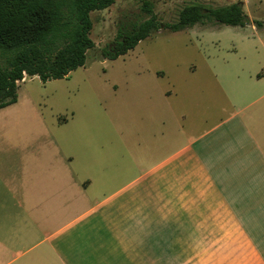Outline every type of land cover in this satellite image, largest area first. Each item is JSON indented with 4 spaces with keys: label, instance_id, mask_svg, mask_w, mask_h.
Wrapping results in <instances>:
<instances>
[{
    "label": "crops",
    "instance_id": "obj_1",
    "mask_svg": "<svg viewBox=\"0 0 264 264\" xmlns=\"http://www.w3.org/2000/svg\"><path fill=\"white\" fill-rule=\"evenodd\" d=\"M126 71L119 154L86 110L0 123V264H264V62Z\"/></svg>",
    "mask_w": 264,
    "mask_h": 264
},
{
    "label": "rangeland",
    "instance_id": "obj_2",
    "mask_svg": "<svg viewBox=\"0 0 264 264\" xmlns=\"http://www.w3.org/2000/svg\"><path fill=\"white\" fill-rule=\"evenodd\" d=\"M143 1L115 0L106 9L93 11L90 38L94 46L87 50L85 64L65 77L47 81L25 75L19 82L17 101L0 109V123L15 118L32 129L45 121L57 130L60 116L74 113L77 117L86 110L95 118L97 152L104 148L103 152L110 149L116 153L122 150L121 130L111 125L106 108L120 106L127 66L135 70L149 65L163 72L160 85L169 90L174 80L194 79L212 68L241 71L243 78L259 60L264 62V0H148L161 22L174 21L184 5L209 8L234 2L241 3L248 21L236 26L205 22L179 32L161 29L114 60L101 58L100 51L114 40L119 22L146 17L141 10Z\"/></svg>",
    "mask_w": 264,
    "mask_h": 264
},
{
    "label": "trees",
    "instance_id": "obj_3",
    "mask_svg": "<svg viewBox=\"0 0 264 264\" xmlns=\"http://www.w3.org/2000/svg\"><path fill=\"white\" fill-rule=\"evenodd\" d=\"M114 2L0 0V108L17 101L19 82L25 75L47 81L84 65L87 50L94 46L91 13ZM141 10L144 19L119 22L114 40L101 49V58L114 60L161 29L176 32L205 22L236 26L248 21L240 2L209 8L184 5L169 22L158 19L148 0L142 2Z\"/></svg>",
    "mask_w": 264,
    "mask_h": 264
}]
</instances>
